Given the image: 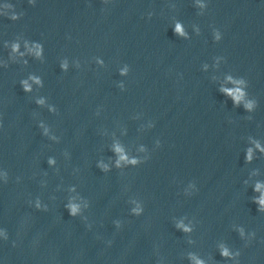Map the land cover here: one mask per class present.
I'll return each mask as SVG.
<instances>
[{"label":"clouds","instance_id":"1","mask_svg":"<svg viewBox=\"0 0 264 264\" xmlns=\"http://www.w3.org/2000/svg\"><path fill=\"white\" fill-rule=\"evenodd\" d=\"M226 254V253H225Z\"/></svg>","mask_w":264,"mask_h":264}]
</instances>
